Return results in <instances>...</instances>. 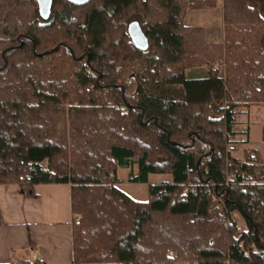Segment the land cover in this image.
<instances>
[{
    "label": "trees",
    "instance_id": "16d2710c",
    "mask_svg": "<svg viewBox=\"0 0 264 264\" xmlns=\"http://www.w3.org/2000/svg\"><path fill=\"white\" fill-rule=\"evenodd\" d=\"M217 2L52 0L44 21L36 0H0V184L23 198L70 184L74 264H264V165L255 150L243 161L227 150L235 108L264 101V17L222 0L223 40L207 42L185 10ZM136 16L145 50L127 33ZM201 65L205 78L185 76ZM118 168L132 183L172 182L149 184L139 201L118 187ZM34 249L29 239L0 264H38Z\"/></svg>",
    "mask_w": 264,
    "mask_h": 264
},
{
    "label": "crops",
    "instance_id": "0c3cea01",
    "mask_svg": "<svg viewBox=\"0 0 264 264\" xmlns=\"http://www.w3.org/2000/svg\"><path fill=\"white\" fill-rule=\"evenodd\" d=\"M247 3L264 12V0H247ZM184 23L203 27L206 41L221 42L222 2L206 10L188 8ZM263 40L264 34L260 41L262 47ZM185 76L202 79L207 76V70L204 66L187 68ZM228 148L231 156L240 161L244 160L245 149L255 150L264 165V101L237 107ZM35 192V198H23L17 186L0 184V263L20 258L31 239L35 249L27 255L30 260L38 264H74L72 225L75 217L70 210V184H38ZM31 253L33 257H29Z\"/></svg>",
    "mask_w": 264,
    "mask_h": 264
},
{
    "label": "rangeland",
    "instance_id": "374dc122",
    "mask_svg": "<svg viewBox=\"0 0 264 264\" xmlns=\"http://www.w3.org/2000/svg\"><path fill=\"white\" fill-rule=\"evenodd\" d=\"M218 1L222 2V0H218ZM188 8H190V7H187L186 10ZM195 9H198V8H195ZM202 9L206 10L208 8H202ZM186 10H185V13H186ZM261 15L264 17V12H261ZM184 18H185V15H184ZM133 20L140 21V17L136 16L132 20H130V22ZM183 24L185 26H187L184 23V19H183ZM188 27H190V26H188ZM193 27H201V26H193ZM223 29H224V27H223ZM203 30H204V28H203ZM204 37H205V35H204ZM201 66H204V68L207 70V67L205 65H201ZM194 67H200V66H194ZM194 67H188V68H194ZM214 67L217 69L218 74L220 76H222L223 75L222 63L216 61ZM242 104H244V103H242ZM242 104H239L238 106H240ZM68 106H69L68 104L60 106L59 109L55 112V114L52 117L53 131H54V134L57 136L59 134H64L67 132V122H68V114H69ZM237 107L235 108V112H236ZM121 109L124 112L126 111L124 109V107H122ZM213 116L215 117V116H217V114H215V112H213ZM227 150L230 153L228 146H227ZM133 171L137 172L136 165H134ZM116 175H117L118 183H119L118 187L122 191H124L126 194L130 195L131 197H133L134 199L139 200V201H146L148 199L147 188H148L149 184L160 183V182H172V176L170 173L149 174L147 183H132V182L128 181V175H129V169L128 168H118ZM231 217L235 220L237 227L240 230L246 229V225H245L244 221L241 219V217L237 213H235V212L231 213ZM29 257H33V253H31V255H29ZM103 264H116V263H103Z\"/></svg>",
    "mask_w": 264,
    "mask_h": 264
},
{
    "label": "water",
    "instance_id": "95a60500",
    "mask_svg": "<svg viewBox=\"0 0 264 264\" xmlns=\"http://www.w3.org/2000/svg\"><path fill=\"white\" fill-rule=\"evenodd\" d=\"M70 1L80 4V3H85L87 0H70ZM36 3H37V10L39 17L42 20L47 21L50 17L52 0H36ZM127 33L132 43L135 45V47L141 50H145L147 48V38L142 32V29L138 21L133 20L128 23ZM78 59L80 60L82 59V57Z\"/></svg>",
    "mask_w": 264,
    "mask_h": 264
},
{
    "label": "built area",
    "instance_id": "2783aa9c",
    "mask_svg": "<svg viewBox=\"0 0 264 264\" xmlns=\"http://www.w3.org/2000/svg\"><path fill=\"white\" fill-rule=\"evenodd\" d=\"M125 109V108H124Z\"/></svg>",
    "mask_w": 264,
    "mask_h": 264
}]
</instances>
